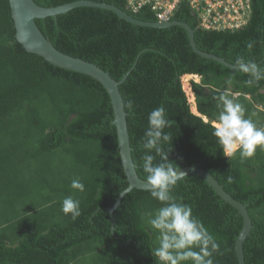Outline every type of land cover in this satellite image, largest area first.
I'll use <instances>...</instances> for the list:
<instances>
[{"label": "trees", "instance_id": "1", "mask_svg": "<svg viewBox=\"0 0 264 264\" xmlns=\"http://www.w3.org/2000/svg\"><path fill=\"white\" fill-rule=\"evenodd\" d=\"M33 1L49 7L75 0ZM92 1L156 21L146 5L132 11L126 0ZM250 8L248 21L233 30L201 27L186 2L172 19L192 28L198 49L264 70V0H250ZM35 22L58 50L96 64L115 80L129 71L119 90L138 176L146 180L145 155L154 157L153 166L204 168L230 196L247 204L252 227L242 244L244 262L264 264V148L258 146L250 158L242 159L239 151L228 157L213 135L224 95L242 105L245 118L264 127V79L256 83L251 73L198 55L179 25H134L91 6ZM14 33L9 2L0 0V264H165L154 255L162 233L150 220L167 202L148 189L124 194L111 230L108 208L128 182L106 89L91 76L27 52ZM184 74L200 77L189 84L192 104L182 88ZM160 105L171 122L163 132L172 138L161 139L157 153L143 144L149 113ZM73 179L84 191L71 187ZM170 195L189 205L219 244L213 264H237L234 244L243 221L236 208L194 174L177 179ZM68 196L80 202L75 218L62 211Z\"/></svg>", "mask_w": 264, "mask_h": 264}, {"label": "clouds", "instance_id": "2", "mask_svg": "<svg viewBox=\"0 0 264 264\" xmlns=\"http://www.w3.org/2000/svg\"><path fill=\"white\" fill-rule=\"evenodd\" d=\"M249 48L252 44L248 45ZM240 70L251 73L255 82L264 79V70L255 63L245 62L242 58L237 60ZM248 86L253 81L245 82ZM223 111L220 112L214 126L213 135L218 138L226 156H232L239 151L240 157L250 158L255 155L257 147L264 148V127H258L251 119L245 118V110L241 104L234 102L227 95L221 96ZM127 107H132L128 101ZM170 127L171 122L165 118V108L160 105L154 108L148 116L147 137L143 147L155 149L161 153L158 146L161 139L168 142L171 134L163 132L165 127ZM152 155L143 157V170L147 173V186L153 198L160 202H167L160 207L150 224L162 233V239L154 255L165 264H181L191 261L192 264H213L211 256L219 250V244L212 234L208 232L203 223L193 215L192 208L182 202H177L170 195L178 176L177 169L172 164L153 166ZM232 178L228 177V182ZM71 187L84 191V184L79 179H73ZM80 202L72 196L63 199L62 211L71 213L75 218L80 215ZM198 249V250H196Z\"/></svg>", "mask_w": 264, "mask_h": 264}, {"label": "water", "instance_id": "3", "mask_svg": "<svg viewBox=\"0 0 264 264\" xmlns=\"http://www.w3.org/2000/svg\"><path fill=\"white\" fill-rule=\"evenodd\" d=\"M8 2L10 7V16L13 20L15 29L14 37L27 52L37 54L55 66L80 72L95 78L106 89L110 97L113 109L112 123L116 129L119 155L122 168L128 182L126 188L118 194L113 206L108 208L110 219L112 221L111 230H113L115 221L113 211L120 205L124 194L129 192L132 188L148 189L147 180L141 179L138 176L135 164L132 160L126 122V112L124 109L123 98L119 90V85L125 80L129 71L125 73L120 80H115L107 71L103 70L96 64L58 50L47 38L44 37L36 24L35 19L47 16H56L78 6H91L110 10L117 14L121 19H124L134 25L148 27H169L172 25H179L186 30L190 47L198 55L214 59L230 68H240L237 65H233L225 61L222 57L198 49L193 39L192 28L187 23L180 20L171 19L168 21H143L133 17L114 4L92 0H75L49 7L40 6L33 0H8ZM177 171L179 173L177 179L183 178V176L187 174H194L201 177L215 191V193L218 194V196L236 208L238 214L242 216L243 225L235 240L234 250L238 261L237 264H245L242 244L252 227V221L246 207L247 204H244L230 196V194L224 190L223 186L209 172L200 167L198 164L182 166L177 169Z\"/></svg>", "mask_w": 264, "mask_h": 264}, {"label": "built area", "instance_id": "4", "mask_svg": "<svg viewBox=\"0 0 264 264\" xmlns=\"http://www.w3.org/2000/svg\"><path fill=\"white\" fill-rule=\"evenodd\" d=\"M132 11L148 6L158 21H168L181 2H186L203 28L235 29L250 16V0H126Z\"/></svg>", "mask_w": 264, "mask_h": 264}, {"label": "bare ground", "instance_id": "5", "mask_svg": "<svg viewBox=\"0 0 264 264\" xmlns=\"http://www.w3.org/2000/svg\"><path fill=\"white\" fill-rule=\"evenodd\" d=\"M181 79H182V88L185 91L186 97H187V99H190L191 98V95H190L189 83H188L189 75L188 74H184L181 77Z\"/></svg>", "mask_w": 264, "mask_h": 264}, {"label": "rangeland", "instance_id": "6", "mask_svg": "<svg viewBox=\"0 0 264 264\" xmlns=\"http://www.w3.org/2000/svg\"><path fill=\"white\" fill-rule=\"evenodd\" d=\"M189 75V74H188ZM182 77V76H181ZM189 84L191 85V81H195V82H199L200 81V77L199 76H197V78H195V77H191L190 75H189ZM181 83H182V79H181ZM185 92V91H184ZM194 95L192 96V98H191V100H190V102H191V104L194 102ZM189 102V101H188ZM189 102V103H190ZM29 175V174H28ZM24 179L27 181L28 180V178H27V175H25L24 176V178L22 179L23 181H24ZM29 200V199H28Z\"/></svg>", "mask_w": 264, "mask_h": 264}]
</instances>
